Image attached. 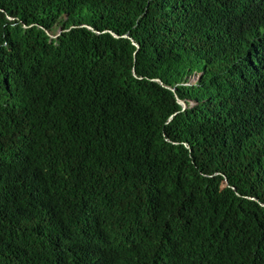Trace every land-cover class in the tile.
<instances>
[{"label":"trees","instance_id":"obj_1","mask_svg":"<svg viewBox=\"0 0 264 264\" xmlns=\"http://www.w3.org/2000/svg\"><path fill=\"white\" fill-rule=\"evenodd\" d=\"M263 205L264 0H0V264H264Z\"/></svg>","mask_w":264,"mask_h":264},{"label":"water","instance_id":"obj_2","mask_svg":"<svg viewBox=\"0 0 264 264\" xmlns=\"http://www.w3.org/2000/svg\"><path fill=\"white\" fill-rule=\"evenodd\" d=\"M87 29H89V30H92L90 27H88V26H85ZM59 34H60V31L57 33V35L56 36H50L51 38H56V37H58L59 36ZM49 35V34H48ZM115 36V35H114ZM116 37V36H115ZM134 74V76H136L135 75V73H133ZM157 82H159L158 80H157ZM160 83V82H159ZM161 84V83H160ZM170 89V88H169ZM171 91H174L173 89H170ZM178 103L182 106V109H185L186 108V105L182 102V101H180V100H178ZM227 185V184H226ZM263 207H264V205H263Z\"/></svg>","mask_w":264,"mask_h":264},{"label":"rangeland","instance_id":"obj_3","mask_svg":"<svg viewBox=\"0 0 264 264\" xmlns=\"http://www.w3.org/2000/svg\"><path fill=\"white\" fill-rule=\"evenodd\" d=\"M197 79V77H193L192 79H191V81H195Z\"/></svg>","mask_w":264,"mask_h":264}]
</instances>
